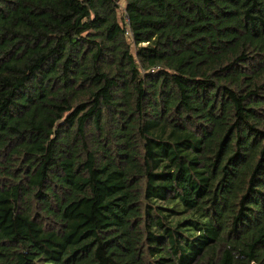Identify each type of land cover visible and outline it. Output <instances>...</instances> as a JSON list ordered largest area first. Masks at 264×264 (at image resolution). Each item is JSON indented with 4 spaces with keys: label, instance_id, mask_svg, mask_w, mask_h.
Masks as SVG:
<instances>
[{
    "label": "trees",
    "instance_id": "16d2710c",
    "mask_svg": "<svg viewBox=\"0 0 264 264\" xmlns=\"http://www.w3.org/2000/svg\"><path fill=\"white\" fill-rule=\"evenodd\" d=\"M0 264H264V0H0Z\"/></svg>",
    "mask_w": 264,
    "mask_h": 264
}]
</instances>
